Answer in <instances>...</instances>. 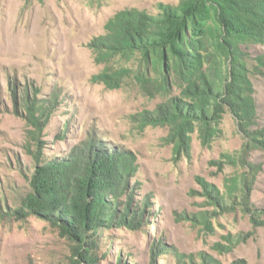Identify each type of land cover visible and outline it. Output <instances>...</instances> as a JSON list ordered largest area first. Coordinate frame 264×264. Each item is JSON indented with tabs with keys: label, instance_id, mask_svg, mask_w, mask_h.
<instances>
[{
	"label": "rangeland",
	"instance_id": "374dc122",
	"mask_svg": "<svg viewBox=\"0 0 264 264\" xmlns=\"http://www.w3.org/2000/svg\"><path fill=\"white\" fill-rule=\"evenodd\" d=\"M179 1L0 0V264L77 258L69 236L50 221L29 210L26 216L12 213L30 191L33 152L41 147L47 160L65 157L94 133L123 154L129 187L149 210L143 228L102 232L100 264H116L119 257L124 264H150L157 239L167 250L156 264H177V258L186 264H264V214L255 225L241 206L244 137L232 114L224 115L210 145L196 131L187 151H179L170 127L148 120L163 98H150L130 82L108 86L102 76L115 68L113 60L98 62L101 52L91 46L117 12L157 14L161 3ZM249 52L264 56V43ZM252 79L262 126L264 74ZM248 159L260 166L251 207L264 211V149Z\"/></svg>",
	"mask_w": 264,
	"mask_h": 264
},
{
	"label": "trees",
	"instance_id": "16d2710c",
	"mask_svg": "<svg viewBox=\"0 0 264 264\" xmlns=\"http://www.w3.org/2000/svg\"><path fill=\"white\" fill-rule=\"evenodd\" d=\"M158 8L157 14L125 9L109 19L106 34L91 43L101 52L98 62L113 60L115 68L108 67L102 80L113 88L134 83L144 95L163 98L146 119L169 126L179 151H187L196 131L202 143L210 145L224 115L232 114L244 137L238 155L245 168L241 206L256 225L264 214L251 207L260 166L248 157L264 149L252 79L264 74V56L252 57L249 48L264 43V0H180ZM57 99L47 110L51 112ZM106 145L94 133L65 157L47 160L42 148L37 149L30 191L12 213L26 216L29 210L69 236L77 258L68 264H100L102 232L114 226L137 230L148 221V201L136 200V187H129L123 154ZM150 250V264H156L167 245L157 239ZM116 264H124L121 257ZM177 264L186 263L177 258Z\"/></svg>",
	"mask_w": 264,
	"mask_h": 264
}]
</instances>
